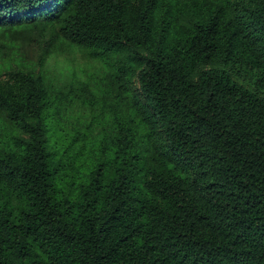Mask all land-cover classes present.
Wrapping results in <instances>:
<instances>
[{
	"label": "trees",
	"instance_id": "obj_1",
	"mask_svg": "<svg viewBox=\"0 0 264 264\" xmlns=\"http://www.w3.org/2000/svg\"><path fill=\"white\" fill-rule=\"evenodd\" d=\"M0 264H264V0H0Z\"/></svg>",
	"mask_w": 264,
	"mask_h": 264
},
{
	"label": "rangeland",
	"instance_id": "obj_2",
	"mask_svg": "<svg viewBox=\"0 0 264 264\" xmlns=\"http://www.w3.org/2000/svg\"><path fill=\"white\" fill-rule=\"evenodd\" d=\"M50 65L51 68L55 70V75L58 76L61 81L66 80L67 75L73 70L78 79L89 80L90 87L96 95H99L97 89L104 90L106 88L104 85L96 83L98 78L103 75L101 63L88 60L87 56L82 52L67 50L63 53H58L56 57L50 59ZM61 81L59 82L61 83ZM95 84L98 85L96 86ZM84 111L89 114L87 110ZM74 119L75 116L70 118V120ZM97 127H99V125Z\"/></svg>",
	"mask_w": 264,
	"mask_h": 264
}]
</instances>
